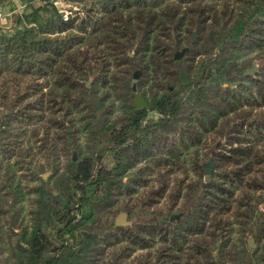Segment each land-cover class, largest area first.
<instances>
[{
	"label": "trees",
	"instance_id": "1",
	"mask_svg": "<svg viewBox=\"0 0 264 264\" xmlns=\"http://www.w3.org/2000/svg\"><path fill=\"white\" fill-rule=\"evenodd\" d=\"M74 1L79 10L69 20L50 0L28 3L11 15L10 27L0 26V247L7 252L5 264H107L101 258L106 239L109 248L126 244L117 261L126 252L160 242L155 257L146 255L134 264H264V245L247 247L242 229L236 249L229 248L232 238L219 218L245 180L240 171L231 183L226 176L220 182L201 180L195 191L199 195L190 198L189 206L186 202L188 210L180 220L171 221L169 211L147 209L131 227L114 221L119 198L132 193L127 191L131 184L140 183L138 174L125 181L138 163L170 168L163 174L162 187L167 188L177 166L196 164L201 170L203 140L221 118L235 114L254 132L262 130L249 111L264 106V66L256 76H246L250 61L238 59L257 50L256 58L264 61V0ZM184 48V56L176 60L175 53ZM188 61L196 69L183 83L175 69ZM229 62L237 67V81L223 71ZM114 63L119 69L126 64L146 69L156 92L146 99V107L137 108L130 70L122 71L120 81L114 76L121 112L98 131L93 89L85 81L93 75L107 88V71ZM83 112L88 113L82 126L87 137L77 149L74 133L65 131L61 137L60 130L69 116ZM53 127L55 140L70 153L63 168L53 161L57 146L48 144ZM217 134L229 137L227 130ZM222 148L215 147V156L229 158ZM231 148V159L243 163V174L254 170L256 160L261 162L251 144ZM39 153L51 160L48 167L54 174L48 180L41 177L45 164H34ZM107 156L115 160L112 167L104 163ZM30 177H38V184L27 192L23 182ZM184 182L178 188L181 198L192 189ZM247 216V224L256 217L264 228L259 207H250ZM217 242L222 251L214 256ZM201 256L212 261L204 263Z\"/></svg>",
	"mask_w": 264,
	"mask_h": 264
},
{
	"label": "rangeland",
	"instance_id": "2",
	"mask_svg": "<svg viewBox=\"0 0 264 264\" xmlns=\"http://www.w3.org/2000/svg\"><path fill=\"white\" fill-rule=\"evenodd\" d=\"M10 0H4V3L1 4L2 6H7L9 4ZM36 5H40L42 0H36ZM61 6L64 9H67L68 11H71V17L75 14L76 11L79 10L78 3L74 0H60ZM12 22V19H11ZM5 24V23H3ZM7 26V25H5ZM262 52H260V55L264 56V46L261 49ZM135 54L133 51L129 52V56L133 57ZM257 50H253L252 52H244V55L238 59L239 63L240 62H245V61H250L249 68H252L254 63H257V65L262 68L264 66V61L262 59H258L257 57ZM183 62V61H182ZM178 68L175 69V74L178 77L181 66L187 67L186 69V75L187 77L189 75H193L195 69H192L191 67L187 66L189 65L188 61L187 64L182 63ZM193 63V62H192ZM194 63L193 65H195ZM169 66L172 67L171 64H168ZM225 67V66H224ZM126 69L130 70V73H132L130 76L132 77L131 81V86H133L134 83L137 84V92H142L144 94V97L146 99L151 98V95L153 92H156V90H153V82L151 80V76H149V72L146 74V69H143L140 66H132V65H123L119 69L118 67L115 68V63L110 65L109 67V72L108 73V78L107 82L108 87L103 86V79L101 81H98L97 79L95 80V77L91 75L89 79L85 81L86 86L88 89H93L92 91V99H93V108H95L97 120H95V126L97 128L98 123L100 122L102 127L101 129H98V131H102L105 127L106 124L109 123L111 120L117 119V116L121 112V104L119 100V79L122 77V71L126 72ZM142 70L141 77L136 80L133 78V73L136 70ZM224 69V68H223ZM117 73L116 75L114 73ZM237 67L234 65L233 68L231 69V72L228 76L233 78V80L237 81ZM226 74V73H225ZM258 72L253 75L256 76ZM112 75V76H111ZM116 76L117 79H113V77ZM247 76V75H246ZM124 77V76H123ZM90 81V82H89ZM89 82V83H88ZM90 85V87L88 86ZM178 85V83H176ZM227 85V84H225ZM234 86L236 83H234ZM113 87V88H112ZM174 87V86H172ZM112 91L109 96L106 98L104 97L107 91L109 90ZM162 92V91H160ZM133 100H134V95ZM96 102L100 104V107L97 108ZM248 110V109H247ZM251 114H254L252 117L256 115L257 122L260 121V125L262 126V130H258V132H254V126H251L252 129H250V126L248 124L243 125L241 122L238 120V117L235 114H230L229 118H221L220 119V124L218 125V128L213 129L208 133V135L205 137L203 140L204 142L202 143V149H201V162L200 165L202 166L201 170L200 167H198L196 164H193L192 166H185V167H176L173 173L169 175V178L167 180V185L168 187H162L165 186L164 184V178L165 176L163 175H168L167 169L170 168H164L162 166L157 167L154 162L151 164H148V162L142 161L138 163L133 169L128 171V174L126 176L125 181L127 180L128 177H131L132 175H141L140 183H133L131 184L128 188L127 191L132 192L129 196H121L119 198L118 202V210L115 217L114 221L116 219V216L122 212H128V220L130 221V224L127 226H121V227H131L133 226L136 222H141L143 219V216L141 215V212L143 210H161L164 212H171V215H178L180 214V218L176 220H180L183 214L188 210V206L191 203L192 197H197L199 193H196V188L198 187L199 182L202 181H211V182H217V181H224V177L226 176L230 181L228 183H231V179L235 178L239 171L241 174L238 175H243L242 179L245 178V180L242 183L238 184V187L235 189L234 196L230 199V206L228 209L225 211V213L219 214V218H222L225 222V225L227 226V233L230 234V238H232V241L230 242V247L231 249H236L235 245L239 242L240 236H239V231L240 229L245 231V234L241 240L246 244L247 247L251 249H256L264 245V228L261 226V221L257 222V220L254 218L252 223L247 224L249 221L247 214H249V208L253 207L255 208L256 206L259 207L260 211L264 212V106L262 107H256L253 110L249 111ZM48 114V113H47ZM60 115V114H59ZM88 113H73L71 116H69L66 119L65 122V128L60 130L63 133H61V137H64L65 131L74 133L73 139H75L76 145L74 144L75 148L79 149L77 145H83V143L86 140V134L82 129L83 126V120ZM155 117H157V114H154ZM52 116H48V120ZM54 119H57V115ZM53 119V121H54ZM229 119V120H228ZM255 119V118H254ZM230 121V123L228 122ZM263 122V124L261 123ZM237 122V124H236ZM54 125V122H53ZM57 125V124H56ZM56 125H54L56 127ZM226 131L227 130V135H229L228 138L221 139V136L217 134L218 131ZM213 132V133H212ZM58 131L53 127L52 130L50 131V135L48 138V144L52 147L57 146V154L55 155L56 158L54 157L53 161L55 160V163L59 165L60 168H63L68 159L70 158V153L68 152L67 148H64V144L62 141H57L56 136H57ZM46 136V135H45ZM39 137H43V134H40ZM38 140V139H37ZM68 141H72V138L70 137ZM38 145H41L40 142H37ZM36 144V143H35ZM251 144L253 147H255V150L259 152V160L261 162L259 163L258 160H256L254 170L250 174H243V163L239 166L236 162H233V159H231V155L233 152V148L231 147H245V145ZM223 145V146H222ZM73 146V147H74ZM216 146L224 147L222 148L223 154L229 156V158L222 156V160L219 156H215L214 150ZM80 147V146H79ZM67 150V151H66ZM81 151V150H80ZM195 152V151H194ZM193 152V153H194ZM42 153V152H41ZM74 154V153H73ZM77 156V155H76ZM47 156H41L39 153L38 156L36 157L37 162H34V164H39L43 163L45 164V167L43 170H41V177L44 179L43 175L48 173V176L44 180H48L49 178L52 177L54 174V171L48 167L50 159H48ZM210 158H213L215 160V170L211 175H206L205 174V168L204 164L208 163ZM242 160V158L240 159ZM105 165L112 167L115 163V160L113 159L112 156H107L104 159ZM144 168V169H143ZM25 173V172H23ZM167 173V174H166ZM199 175H203L204 178L201 179ZM28 176V175H27ZM249 180H246L249 178ZM31 179L29 180H24L23 186L26 188L27 192H29L33 187H35L38 184L37 178L35 177H30ZM35 179V180H33ZM185 181V182H184ZM184 182V186L187 184L192 185L191 191L188 193L187 188L184 190L185 194L188 195L186 198H181L178 197V191L179 187H181L180 183ZM227 183V184H228ZM256 188H255V185ZM254 185V186H253ZM259 187V188H258ZM165 189V190H164ZM164 194L163 196H161ZM31 197V196H27ZM29 199V198H28ZM190 199V200H189ZM209 199L211 200V197L207 198L206 201ZM152 203V206L149 207L148 203ZM186 202L187 205L186 206ZM212 214H210V217ZM219 220V219H218ZM175 221V220H171ZM252 229V231H250ZM19 233H23V228H19L17 230ZM92 235V234H91ZM253 238L254 239V244L255 247L252 248L249 246V239ZM112 239V238H111ZM110 240V239H109ZM109 240H105L103 244L106 246V249L104 253L102 254V259L103 262L107 264H134L137 262L138 258L145 257L146 255L148 257H155L154 255L156 254V251L161 248L160 242L157 240L153 242V244H150L149 246L142 248L139 247L138 249H135L134 251L131 252H126L125 254H122V259L116 260V257L120 254L122 248L126 244H118L117 246H111L109 248ZM220 242H217L215 246L212 247V253L214 256H218L222 248L220 247ZM129 248V247H128ZM6 249L1 246L0 247V264H5L6 260ZM112 258V259H111ZM209 259V261H212L211 258L206 257ZM204 256H201L200 260L205 263ZM101 259V260H102ZM143 259V258H142ZM226 261L225 264H228Z\"/></svg>",
	"mask_w": 264,
	"mask_h": 264
},
{
	"label": "water",
	"instance_id": "3",
	"mask_svg": "<svg viewBox=\"0 0 264 264\" xmlns=\"http://www.w3.org/2000/svg\"><path fill=\"white\" fill-rule=\"evenodd\" d=\"M186 51H187V48H184L182 50L177 51L175 53V59L176 60H180L184 56V54H185ZM233 66H234V63L233 62H229L224 67L223 71L226 74L229 75L230 72H231V69L233 68ZM258 71H259V66L257 65V63H254L253 66H252V68L248 69L245 72V75H247V76H253ZM141 74H142V70L141 69L136 70L134 72V74H133V78L136 79V80H138L141 77ZM179 79L183 83H187L189 81V78L186 75V71H185V67L184 66H181V70H180V74H179ZM88 86L90 87V85H88ZM133 95H134L133 102H134L135 107L141 108V107H146L148 105V101L145 99L144 94L142 92H137V84L136 83L133 84ZM96 106H97V108H99L100 107V104L96 102ZM101 127H102V125L99 122L98 125H97V128L98 129H101ZM74 159H77L76 154H74ZM204 168H205V174L206 175H211L214 172V170H215V160L213 158H210L209 162L206 163V164H204ZM47 176H48V173L44 174L43 175L44 179H46ZM54 196L60 202H63L64 201L63 197L60 195L59 192H54ZM179 218H180V214H178V215H172L171 216V220H176V219H179ZM129 224H130V221L128 220V213L127 212L122 211V212H120L116 216V219H115V225L116 226L121 227V226H127ZM83 234L85 236H88V237L91 236V233H87L85 231L83 232ZM248 243H249V246L250 247H252V248L255 247L254 239L253 238H250L249 241H248Z\"/></svg>",
	"mask_w": 264,
	"mask_h": 264
},
{
	"label": "crops",
	"instance_id": "4",
	"mask_svg": "<svg viewBox=\"0 0 264 264\" xmlns=\"http://www.w3.org/2000/svg\"><path fill=\"white\" fill-rule=\"evenodd\" d=\"M28 3L36 4L37 2L36 0H18L16 3V2H13V0H10L7 6H2L0 4V8L3 9V11L7 14V16L4 19L0 20V26L7 25L6 27H10L12 25L11 15L9 16L8 14H10L11 12L13 14L15 12L22 11ZM21 7H24V8L21 9Z\"/></svg>",
	"mask_w": 264,
	"mask_h": 264
},
{
	"label": "built area",
	"instance_id": "5",
	"mask_svg": "<svg viewBox=\"0 0 264 264\" xmlns=\"http://www.w3.org/2000/svg\"><path fill=\"white\" fill-rule=\"evenodd\" d=\"M18 0H13V2H16L17 3ZM45 1H50V0H42V2H45ZM57 5L61 6V2L60 0H53ZM24 8V7H21V9ZM62 11L64 13V19L65 20H69V18L71 17V11H68L67 9H64L62 6ZM9 16L12 15V12L10 14H8ZM7 16V14L3 11V9L0 8V20L1 19H4L5 17ZM2 26V25H1Z\"/></svg>",
	"mask_w": 264,
	"mask_h": 264
},
{
	"label": "flooded vegetation",
	"instance_id": "6",
	"mask_svg": "<svg viewBox=\"0 0 264 264\" xmlns=\"http://www.w3.org/2000/svg\"><path fill=\"white\" fill-rule=\"evenodd\" d=\"M179 74H180V73H179ZM171 87H172V86H171ZM171 87H170V90H173L174 87H172V88H171ZM145 99H146V98H145Z\"/></svg>",
	"mask_w": 264,
	"mask_h": 264
}]
</instances>
